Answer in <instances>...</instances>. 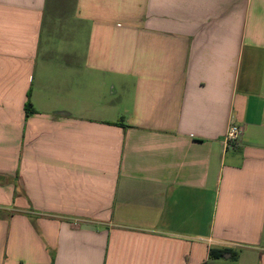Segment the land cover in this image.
<instances>
[{"label":"crops","instance_id":"crops-1","mask_svg":"<svg viewBox=\"0 0 264 264\" xmlns=\"http://www.w3.org/2000/svg\"><path fill=\"white\" fill-rule=\"evenodd\" d=\"M0 264H264V0H0Z\"/></svg>","mask_w":264,"mask_h":264},{"label":"built area","instance_id":"built-area-1","mask_svg":"<svg viewBox=\"0 0 264 264\" xmlns=\"http://www.w3.org/2000/svg\"><path fill=\"white\" fill-rule=\"evenodd\" d=\"M241 134V128L233 123H230L223 137V148L225 150L233 149Z\"/></svg>","mask_w":264,"mask_h":264},{"label":"trees","instance_id":"trees-1","mask_svg":"<svg viewBox=\"0 0 264 264\" xmlns=\"http://www.w3.org/2000/svg\"><path fill=\"white\" fill-rule=\"evenodd\" d=\"M30 106H31L30 103L27 102L26 111H28V107ZM26 114H28V112H26ZM225 255H229L231 259H235L236 257V253L229 252L228 250H211L210 251V257L212 258H221Z\"/></svg>","mask_w":264,"mask_h":264},{"label":"rangeland","instance_id":"rangeland-1","mask_svg":"<svg viewBox=\"0 0 264 264\" xmlns=\"http://www.w3.org/2000/svg\"><path fill=\"white\" fill-rule=\"evenodd\" d=\"M81 42H82V36L79 35V41H78L79 45H81Z\"/></svg>","mask_w":264,"mask_h":264}]
</instances>
